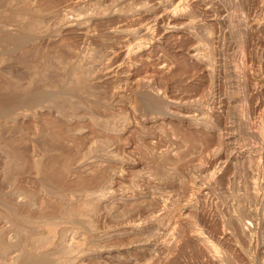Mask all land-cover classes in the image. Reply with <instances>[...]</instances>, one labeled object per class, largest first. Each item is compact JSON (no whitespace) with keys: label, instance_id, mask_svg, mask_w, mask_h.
<instances>
[{"label":"rangeland","instance_id":"1","mask_svg":"<svg viewBox=\"0 0 264 264\" xmlns=\"http://www.w3.org/2000/svg\"><path fill=\"white\" fill-rule=\"evenodd\" d=\"M42 256L264 264V0H0V264Z\"/></svg>","mask_w":264,"mask_h":264},{"label":"bare ground","instance_id":"2","mask_svg":"<svg viewBox=\"0 0 264 264\" xmlns=\"http://www.w3.org/2000/svg\"><path fill=\"white\" fill-rule=\"evenodd\" d=\"M173 14V13H172ZM23 38V37H22ZM20 38V39H22ZM11 39V38H10ZM20 39H18L20 41ZM25 39V38H24ZM27 39V38H26ZM18 41L17 44H19L20 42ZM13 43V41H12ZM90 206V205H89ZM74 212V211H73ZM72 213V212H71ZM79 214V213H78ZM77 214V215H78ZM76 215V214H74ZM70 219V218H69ZM42 240V239H41ZM201 240V239H200ZM43 241H44V238H43ZM40 244V243H39ZM210 246V245H209ZM51 261V260H50ZM48 259L44 258L43 256L41 258L38 257V259H36L35 261L33 262H30L29 264H52ZM54 264V263H53Z\"/></svg>","mask_w":264,"mask_h":264}]
</instances>
